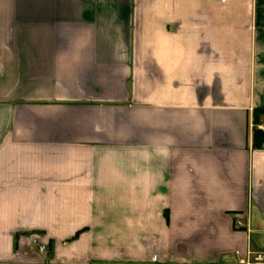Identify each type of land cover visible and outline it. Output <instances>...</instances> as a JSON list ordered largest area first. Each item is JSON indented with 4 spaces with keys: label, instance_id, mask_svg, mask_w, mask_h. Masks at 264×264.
Returning <instances> with one entry per match:
<instances>
[{
    "label": "crops",
    "instance_id": "0c3cea01",
    "mask_svg": "<svg viewBox=\"0 0 264 264\" xmlns=\"http://www.w3.org/2000/svg\"><path fill=\"white\" fill-rule=\"evenodd\" d=\"M262 125L264 0H0V264H241Z\"/></svg>",
    "mask_w": 264,
    "mask_h": 264
},
{
    "label": "built area",
    "instance_id": "2783aa9c",
    "mask_svg": "<svg viewBox=\"0 0 264 264\" xmlns=\"http://www.w3.org/2000/svg\"><path fill=\"white\" fill-rule=\"evenodd\" d=\"M258 131L264 133V126H257ZM26 240L33 243V245L37 246L40 252H45L47 249L46 245L42 244L40 238L37 236L25 237ZM157 260V257H154V261ZM241 264H264V250L259 252H252L250 250L247 251L244 257L240 259Z\"/></svg>",
    "mask_w": 264,
    "mask_h": 264
},
{
    "label": "rangeland",
    "instance_id": "374dc122",
    "mask_svg": "<svg viewBox=\"0 0 264 264\" xmlns=\"http://www.w3.org/2000/svg\"><path fill=\"white\" fill-rule=\"evenodd\" d=\"M28 237H30V236H28ZM36 237H37V236H36ZM41 242H42V241H41ZM46 247H47V249L45 250V252H47V251H48V247H49V246H48V245H46Z\"/></svg>",
    "mask_w": 264,
    "mask_h": 264
},
{
    "label": "trees",
    "instance_id": "16d2710c",
    "mask_svg": "<svg viewBox=\"0 0 264 264\" xmlns=\"http://www.w3.org/2000/svg\"><path fill=\"white\" fill-rule=\"evenodd\" d=\"M257 113V112H256Z\"/></svg>",
    "mask_w": 264,
    "mask_h": 264
}]
</instances>
